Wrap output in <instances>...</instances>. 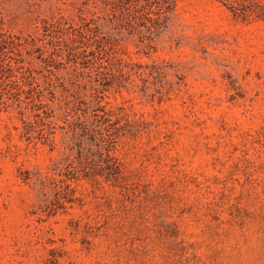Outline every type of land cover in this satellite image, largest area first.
<instances>
[{
    "label": "rangeland",
    "instance_id": "374dc122",
    "mask_svg": "<svg viewBox=\"0 0 264 264\" xmlns=\"http://www.w3.org/2000/svg\"><path fill=\"white\" fill-rule=\"evenodd\" d=\"M126 6L0 0V31L16 43L5 48L13 71L0 73V91L29 66L56 84L38 110L55 108L45 117L52 146L28 144L21 120L0 108V264H264V17L223 0H175L150 33L146 16H118ZM81 15L93 31L76 54L42 29ZM65 80L87 100L99 88V108L76 111L112 134L118 179L66 171V158L86 152L60 108ZM18 91L5 95L29 100ZM65 172L72 201L51 179Z\"/></svg>",
    "mask_w": 264,
    "mask_h": 264
},
{
    "label": "trees",
    "instance_id": "16d2710c",
    "mask_svg": "<svg viewBox=\"0 0 264 264\" xmlns=\"http://www.w3.org/2000/svg\"><path fill=\"white\" fill-rule=\"evenodd\" d=\"M110 3L113 4V7H118L119 5H123L125 7V3H131V6H126L127 8L120 11L118 16L121 17H136V16H146L147 19L152 21V26L149 27L150 33H152L156 28H159L163 21L166 19L167 12L171 9V5L174 4L175 0H109ZM226 4H228L232 10L236 13H243L245 15L256 14V16L264 17V2L262 0H223ZM144 9H149L146 15L140 13V15L135 14L136 12H141ZM152 13L153 15H149ZM89 21L86 17L81 15V20L78 25H74L67 19H60L57 22H50L49 20H45L42 26V29L54 36L55 45L57 48L61 49L64 45L69 50V52H73L76 54L75 49L77 48V44L79 41L86 42L87 35L89 32H92L93 29L91 27H87ZM73 28L72 31H68V28ZM64 33H69V37H63ZM13 35L7 34L6 32L0 31V73L5 74L7 72L12 73V63L10 60L13 58L9 52L5 50L7 47H14L16 43L13 40ZM87 44V43H84ZM89 46V45H88ZM81 51V53L85 52ZM60 50L56 49L52 52L51 60H53L54 55H58ZM8 58L9 61L7 60ZM21 59H15L16 65L19 66V62ZM37 71L33 67L29 66L22 73V80H14L11 83L3 85L2 91H0V108L13 111V114L19 118L22 122V128L20 131V136L25 138L28 144H32V146L38 148L39 142L49 143L51 146L54 144L55 140L53 137L52 130V120H46L45 117L52 116V112L55 109L54 106L51 107V104L48 106L50 109V113L46 116H43L39 109L45 104H49L54 102V98H56L55 91V82L52 76L45 75V79L39 81V77L37 76ZM62 87L64 92H68V94L64 95L62 99H60V105L63 108L64 106V114L68 119L71 118L70 122V130L73 133L71 138V142L78 144L80 147L84 148L86 152V156L83 160L78 161V163H73L67 160L65 165L66 171L71 172L72 178H80L81 176H94L96 172H100L101 174H105L106 179H118L120 175V164L117 161V158L110 152L111 148H109L108 144L111 143L112 134L104 135L101 133V129L99 124L94 123L93 121H87L86 119H81V115L77 113V109H82V105L85 108H91L97 110L100 105L101 95H99V88L93 86L92 96L87 100L84 98V93L82 92L83 86L79 83H75L70 81L72 87L69 86L67 81H63ZM19 89L18 94L21 92H25L26 97L29 99L28 101L22 100L19 98L20 96H16V94L5 95L6 92H12L13 88ZM70 92V93H69ZM46 93H50L52 98H50V102L45 101ZM16 96V97H15ZM69 96L73 98H68ZM25 101V102H24ZM24 102V103H23ZM95 107V108H93ZM28 109H31V114L28 113ZM98 114V113H95ZM30 115H34L35 118L31 119ZM100 116L98 120L102 121L104 119H108V116L105 115H94ZM47 126V127H46ZM97 135V136H96ZM99 135V137H98ZM88 136H93L96 138L87 139ZM51 148V147H50ZM84 152V151H82ZM81 152V153H82ZM98 155V159L95 160L91 155ZM90 158V159H89ZM73 163V164H72ZM105 172V173H104ZM61 175L60 177L51 176L53 181H57L59 185L57 188L64 191V197L68 201L74 200L70 195L69 191L71 190L70 183L68 182L67 172L58 173ZM40 177L36 179V183L41 182ZM48 213L53 214L54 211H48Z\"/></svg>",
    "mask_w": 264,
    "mask_h": 264
}]
</instances>
